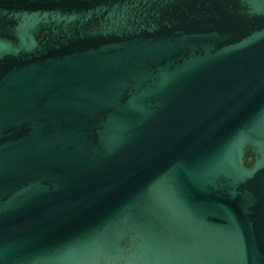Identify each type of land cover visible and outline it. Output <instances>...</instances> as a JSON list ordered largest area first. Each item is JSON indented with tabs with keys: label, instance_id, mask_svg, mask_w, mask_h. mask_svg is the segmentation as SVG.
Instances as JSON below:
<instances>
[{
	"label": "water",
	"instance_id": "water-1",
	"mask_svg": "<svg viewBox=\"0 0 264 264\" xmlns=\"http://www.w3.org/2000/svg\"><path fill=\"white\" fill-rule=\"evenodd\" d=\"M0 264H264V0H0Z\"/></svg>",
	"mask_w": 264,
	"mask_h": 264
}]
</instances>
